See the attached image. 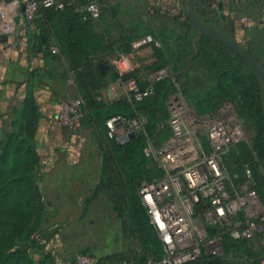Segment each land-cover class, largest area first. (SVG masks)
Returning a JSON list of instances; mask_svg holds the SVG:
<instances>
[{
	"label": "trees",
	"instance_id": "obj_1",
	"mask_svg": "<svg viewBox=\"0 0 264 264\" xmlns=\"http://www.w3.org/2000/svg\"><path fill=\"white\" fill-rule=\"evenodd\" d=\"M84 4L85 0H66L63 9L39 8L33 20L37 31H32L28 46L31 51H44L50 55L49 43L53 40L59 47V53L54 54L67 58L80 96L85 100L83 122L92 128L103 156L102 179L93 195L96 197L105 191L124 216V227L130 225L138 233L143 247V264H146L148 256L159 259L165 252L159 232L141 200L139 188L143 181H152L164 174L160 166L148 165L146 148L150 142L162 144L172 134L167 122L170 117L167 101L177 90L176 82L173 76L165 77L158 81L154 94L138 101L130 100L126 95L111 101L100 100L109 73L124 83L136 79L141 87L146 85L141 81V67L138 66L122 73L115 67L102 71L99 63L105 61L104 55L113 50V45L95 29L94 18H83ZM183 16L186 18V13ZM191 26L188 22L187 28ZM198 41L197 55L204 61L213 84L197 97V113L215 115L226 101H231L237 104L238 109L252 114L258 127L254 149L259 159L264 161V87L260 78L255 71L247 72V62L220 41L207 35ZM130 44L128 48H131ZM187 45L194 47L191 41ZM160 54L161 49L155 46L154 57L158 59ZM184 57L187 56L181 53L180 58ZM185 68L187 66L182 65L177 69L178 79ZM182 89L186 91V85ZM16 115L21 121L19 129L10 130L5 140L0 142V264H51V252L37 262L30 254L33 247H39L33 236L42 230L44 222L43 190L38 182L40 156L33 144L40 112L33 90H29ZM116 116L126 121L143 117L146 122L136 136L114 148L104 133L103 125ZM227 165L233 170L234 162ZM222 230L209 228L210 234ZM249 244L250 240L234 241L229 234H224L223 255L204 254L191 264H227L231 254L239 253L237 251H242ZM125 255L107 256V260L131 264L124 259ZM241 257L250 264L254 262L247 254ZM103 261L97 258V264ZM257 263L261 264L260 260Z\"/></svg>",
	"mask_w": 264,
	"mask_h": 264
},
{
	"label": "built area",
	"instance_id": "obj_2",
	"mask_svg": "<svg viewBox=\"0 0 264 264\" xmlns=\"http://www.w3.org/2000/svg\"><path fill=\"white\" fill-rule=\"evenodd\" d=\"M14 3L17 0H7ZM23 10L21 20L10 28L12 39L0 45L1 56L25 44V37L33 24L39 8L63 9L66 0H18ZM106 0H85L83 18H97ZM8 9V8H7ZM0 15L9 14V10ZM4 12V13H3ZM9 34V33H8ZM2 41V40H1ZM147 36L135 43V47L153 42ZM52 53H58L53 47ZM119 72H128L136 67L133 58L120 54L115 60ZM166 69L160 70L156 80L167 76ZM126 96L130 100H142L155 93L151 84L141 87L136 79L126 83ZM105 95L99 96L106 101ZM170 110L168 124L172 134L158 149V161L164 174L152 181H143L139 195L147 207L152 222L164 244L161 258L148 256L146 264H191L199 261L204 254H224L223 234H229L237 241L260 237L264 264V207L256 188L247 180L237 181L239 175L227 165V158L237 144L245 138V129L236 105L226 101L215 115H200L187 106L178 93L171 94L167 101ZM85 100L82 96L61 99L57 106V121L72 129L83 124ZM119 122H122L118 125ZM146 119L133 118L126 121L121 116L109 119L106 124L110 135L117 140L131 132L138 133L144 128ZM209 228L220 229L210 234ZM56 264H97V258L89 253H79L73 260L58 255Z\"/></svg>",
	"mask_w": 264,
	"mask_h": 264
},
{
	"label": "rangeland",
	"instance_id": "obj_3",
	"mask_svg": "<svg viewBox=\"0 0 264 264\" xmlns=\"http://www.w3.org/2000/svg\"><path fill=\"white\" fill-rule=\"evenodd\" d=\"M202 1L203 4L198 11L201 19L225 33L230 32L231 36L264 64V0ZM185 13L187 15L186 0H114V2L104 5L101 14L95 18V29L102 33L113 45V50L104 55V62L109 64V70L115 65V60L120 54L129 55L137 64L136 66L141 67L142 83L145 85L152 84L156 88L159 81L156 80L157 73L162 69H166L168 74L166 77L173 76L176 82L177 90L172 94H180L185 99L187 106L195 109L197 97L204 94L213 82L208 78V70L204 61L201 56L197 55L198 50L195 52V47L189 48L187 45L189 41L193 42L194 45L198 31L189 21L188 16L186 18L183 16ZM188 22L192 24L190 29L187 28ZM147 36H152L154 41L151 43L153 46L161 49L158 59L155 57L152 59L148 56L140 57L133 52L132 42ZM128 43H131V48H128ZM196 43L199 47L198 40ZM181 53H184L187 57L181 59ZM3 57L4 55L0 59ZM182 65L187 66V68L180 72L182 75L178 79L176 76L177 69H180ZM245 69L247 72L254 71L248 63ZM184 85H186V91L182 89ZM234 104L245 129V138L232 148L227 163L234 162L233 171L239 175L237 179L239 183L245 182L247 180L246 174L248 171L250 172L252 175L250 184L254 188L257 187L256 190L264 207V161L259 159L254 149L258 127L252 114L238 109L237 104ZM20 122L18 115H0V142L5 140L10 130H13V128L19 129ZM39 125L35 132L33 144L41 162L36 137ZM91 137L92 139L88 141L91 158L89 157L90 161L87 164L92 167L93 146H95V142L97 144L98 142L93 131ZM160 146L161 144L156 145L150 142L146 148L150 167L160 166L157 154ZM66 147L68 150L69 145H66ZM39 169L40 165L38 168V182L41 186V172ZM94 191L95 189L90 192L87 200L78 201L79 206L87 207L83 216H76L72 213L60 215V211H63L61 208L63 207V201L55 200L52 206L43 197L44 220L47 222L46 225L49 224L50 227L38 231L33 236L34 242L39 245L38 248L33 247L30 250L34 262L50 253L49 248H44L45 243L54 239L59 243L70 244L71 255L69 259L79 253H89L95 255L101 262V260H107V256L125 253L124 259L129 260L131 264H143V247L138 233L132 230L130 225L124 227V216L121 215L119 209L105 191L102 192L107 195L104 196L106 204L104 203L97 208L100 210L99 212L102 209L104 210L102 212L104 214L103 218L97 214L88 216L91 205L97 202L96 198L98 196L93 195ZM109 203L115 205L118 217L113 214L115 212L112 213V210H110L112 204ZM89 219H93L94 222H89ZM43 225L44 223H42ZM57 234H60V238L56 237ZM230 237L232 240L237 241L232 236ZM237 252L239 253L230 255L227 264H250L241 257L242 254L249 255L254 260L252 264H259L257 261L260 260L262 255L260 237L250 240L248 247ZM52 264H54L53 256ZM122 264L126 263L122 262Z\"/></svg>",
	"mask_w": 264,
	"mask_h": 264
},
{
	"label": "crops",
	"instance_id": "obj_4",
	"mask_svg": "<svg viewBox=\"0 0 264 264\" xmlns=\"http://www.w3.org/2000/svg\"><path fill=\"white\" fill-rule=\"evenodd\" d=\"M107 2H114V0H106L104 5L108 4ZM4 9L9 10V14L8 16L0 15V45L8 40V36L9 41L12 39L10 28L15 22L21 20L20 13L23 10L18 0L14 3L0 0V11ZM33 30L37 31L34 24L25 37V44L17 49L9 50V53L0 59V115H16L29 90H33L40 112V125L36 137L37 149L41 154L39 171L41 172L40 184L43 197L52 206L55 200L63 201V207H61L63 211H60V215L72 213L76 216H83L87 207L79 206L78 201L87 200L90 192H93L101 182L103 156L99 145L95 142L92 151L93 165L91 167L90 164H87L91 158L88 141L92 139V128L89 125L83 122L79 129L72 130L57 121L59 101L77 97L80 93L67 58L58 57L52 53L53 47H57L59 53V47L53 40L49 43L50 55L45 54L44 51L29 49L28 38ZM4 36L7 38L1 41ZM139 40L132 42L133 52L140 57L148 56L154 59L155 47L153 44L148 43L135 47V43ZM109 67L106 68V71L109 70ZM102 93L105 95L106 101H111L126 95V85L121 79H114L112 73H109ZM66 145H69L68 150ZM97 196V202L91 205L88 216L97 214L103 218L104 210L99 212L100 210L97 208L106 204L104 196L107 195L101 192ZM109 204H112L110 207L112 213L115 212L113 214L118 217L115 205ZM88 221L94 222L93 219ZM43 223L42 229L50 227L49 224L46 225V220ZM59 235L57 234L56 237ZM44 248H49V252L52 248H56L58 255L67 259L71 255L70 244L59 243L54 239L45 243ZM52 256L54 264H56V256ZM74 258L75 256L70 260ZM100 264L122 263L119 260H104Z\"/></svg>",
	"mask_w": 264,
	"mask_h": 264
},
{
	"label": "water",
	"instance_id": "obj_5",
	"mask_svg": "<svg viewBox=\"0 0 264 264\" xmlns=\"http://www.w3.org/2000/svg\"><path fill=\"white\" fill-rule=\"evenodd\" d=\"M203 4L202 0H186V12L189 18V21L194 25L196 30L198 31V35L194 40L195 52L198 50V46L196 41L199 40L203 35H207L217 41H220L227 47L231 48L237 54H239L248 65L256 72L258 77L260 78L262 85L264 87V64H262L247 48H245L240 42H238L233 36H231L230 32H223L216 27L208 24L198 14L200 6ZM7 37H3L2 41H4ZM102 71L105 72L106 68L109 67V64L106 62L99 63ZM122 122H119L120 125ZM103 130L108 138L110 144L116 148L118 145L126 142L130 138L136 136L137 133L131 132L128 135H123L121 139L117 140L115 137L110 135V129L107 124L103 125Z\"/></svg>",
	"mask_w": 264,
	"mask_h": 264
}]
</instances>
